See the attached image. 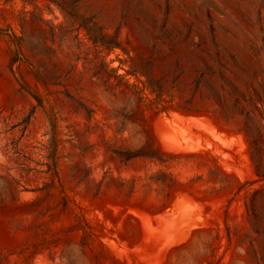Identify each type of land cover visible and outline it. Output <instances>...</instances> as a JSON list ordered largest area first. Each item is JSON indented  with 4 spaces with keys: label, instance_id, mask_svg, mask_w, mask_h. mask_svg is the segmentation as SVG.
<instances>
[{
    "label": "rangeland",
    "instance_id": "374dc122",
    "mask_svg": "<svg viewBox=\"0 0 264 264\" xmlns=\"http://www.w3.org/2000/svg\"><path fill=\"white\" fill-rule=\"evenodd\" d=\"M60 2L0 0V264H264V0Z\"/></svg>",
    "mask_w": 264,
    "mask_h": 264
},
{
    "label": "trees",
    "instance_id": "16d2710c",
    "mask_svg": "<svg viewBox=\"0 0 264 264\" xmlns=\"http://www.w3.org/2000/svg\"><path fill=\"white\" fill-rule=\"evenodd\" d=\"M6 3L8 2H13L15 0H4ZM25 4H33L35 8H38V6L36 4H34V2L36 0H23ZM49 1L50 3H54V4H57L59 5L60 7H62V4H61V0H47ZM29 11H24V14L26 16V14H28ZM25 19V18H23ZM40 21H43L45 22V20L40 17L39 18ZM81 26H83L87 33L89 34L90 36V39L93 41L94 44L96 45H99V46H102V47H106L105 49L107 50H113L115 47H120L117 42H112V41H109L107 39V36L102 32L101 28L99 26H97V24L95 22H92L91 20H85V21H82L81 22ZM124 53H128V50L126 48H120ZM131 58V57H130ZM121 61V60H120ZM130 74L132 75H137L138 70H136L135 66L131 65L130 67ZM149 87H150V84H149ZM133 88H134V85H133ZM35 99L38 101V103L40 104H44L43 102V99L41 98L40 94L39 93H35L33 94ZM48 105L47 106V112H48V115H49V118L51 120V123L53 125V129L56 130V117H55V114H54V109L53 107L51 106V104L48 102ZM114 153L116 154L117 158L120 159L122 162H128L130 160H133L135 158H138V157H145V158H149V159H154L156 158V155L154 154H150V152H148L145 148H141L139 150H130V149H127V150H115ZM162 155H165L163 153H161ZM160 162H163V160H161L160 158H158Z\"/></svg>",
    "mask_w": 264,
    "mask_h": 264
},
{
    "label": "bare ground",
    "instance_id": "6f19581e",
    "mask_svg": "<svg viewBox=\"0 0 264 264\" xmlns=\"http://www.w3.org/2000/svg\"><path fill=\"white\" fill-rule=\"evenodd\" d=\"M159 124H161L162 126H166L167 128H169V129H182L183 127L181 126V125H179V124H177V123H175V122H171V121H168V120H166V121H163V120H161V121H159ZM187 206H188V204H187ZM190 206V205H189ZM188 206V207H189ZM192 206V205H191ZM183 207V206H182ZM193 207V206H192ZM184 209H182L181 210V212L183 211ZM195 210V209H194ZM193 209H192V211H194ZM186 211V210H185ZM190 212V211H189ZM188 212V214H190V216L193 214L192 212V214L191 213H189ZM197 213V212H196ZM196 213H194L195 215H196ZM183 214V213H182ZM187 213H186V215H188ZM185 215V216H186ZM191 218V217H190Z\"/></svg>",
    "mask_w": 264,
    "mask_h": 264
}]
</instances>
